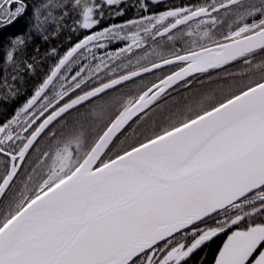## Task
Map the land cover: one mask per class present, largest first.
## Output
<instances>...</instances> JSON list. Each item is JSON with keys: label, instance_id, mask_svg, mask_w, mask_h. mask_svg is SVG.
I'll list each match as a JSON object with an SVG mask.
<instances>
[{"label": "snow or ice", "instance_id": "6c2138e0", "mask_svg": "<svg viewBox=\"0 0 264 264\" xmlns=\"http://www.w3.org/2000/svg\"><path fill=\"white\" fill-rule=\"evenodd\" d=\"M0 264H264V0H0Z\"/></svg>", "mask_w": 264, "mask_h": 264}, {"label": "trees", "instance_id": "16d2710c", "mask_svg": "<svg viewBox=\"0 0 264 264\" xmlns=\"http://www.w3.org/2000/svg\"><path fill=\"white\" fill-rule=\"evenodd\" d=\"M163 3H168V2H171V0H162ZM47 47L46 45H42V48H41V51L44 50V48ZM195 259V257H194Z\"/></svg>", "mask_w": 264, "mask_h": 264}]
</instances>
